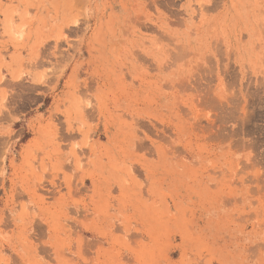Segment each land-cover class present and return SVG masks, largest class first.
Instances as JSON below:
<instances>
[{
  "label": "rangeland",
  "instance_id": "obj_1",
  "mask_svg": "<svg viewBox=\"0 0 264 264\" xmlns=\"http://www.w3.org/2000/svg\"><path fill=\"white\" fill-rule=\"evenodd\" d=\"M0 139V264H264V0H0Z\"/></svg>",
  "mask_w": 264,
  "mask_h": 264
},
{
  "label": "crops",
  "instance_id": "obj_2",
  "mask_svg": "<svg viewBox=\"0 0 264 264\" xmlns=\"http://www.w3.org/2000/svg\"><path fill=\"white\" fill-rule=\"evenodd\" d=\"M0 141H1V143H0V145H3V139H0ZM14 140H12V143L11 144H9V146H13V142Z\"/></svg>",
  "mask_w": 264,
  "mask_h": 264
}]
</instances>
